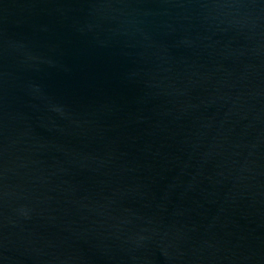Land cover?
Segmentation results:
<instances>
[{
    "label": "water",
    "instance_id": "obj_1",
    "mask_svg": "<svg viewBox=\"0 0 264 264\" xmlns=\"http://www.w3.org/2000/svg\"><path fill=\"white\" fill-rule=\"evenodd\" d=\"M0 264H264V0H0Z\"/></svg>",
    "mask_w": 264,
    "mask_h": 264
}]
</instances>
